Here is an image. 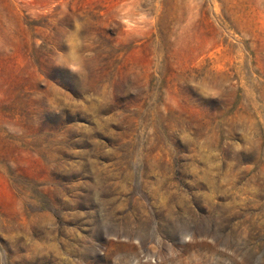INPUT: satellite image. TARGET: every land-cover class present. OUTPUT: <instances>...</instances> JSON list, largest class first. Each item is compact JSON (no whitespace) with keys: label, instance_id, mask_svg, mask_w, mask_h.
Here are the masks:
<instances>
[{"label":"rangeland","instance_id":"374dc122","mask_svg":"<svg viewBox=\"0 0 264 264\" xmlns=\"http://www.w3.org/2000/svg\"><path fill=\"white\" fill-rule=\"evenodd\" d=\"M0 264H264V0H0Z\"/></svg>","mask_w":264,"mask_h":264}]
</instances>
